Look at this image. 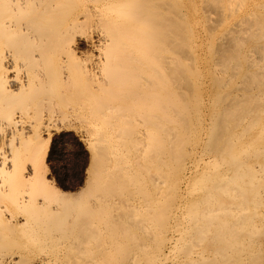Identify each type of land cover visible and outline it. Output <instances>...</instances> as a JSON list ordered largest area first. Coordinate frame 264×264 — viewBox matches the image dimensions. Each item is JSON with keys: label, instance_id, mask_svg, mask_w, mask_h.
<instances>
[{"label": "bare ground", "instance_id": "bare-ground-1", "mask_svg": "<svg viewBox=\"0 0 264 264\" xmlns=\"http://www.w3.org/2000/svg\"><path fill=\"white\" fill-rule=\"evenodd\" d=\"M0 264H264V0H0Z\"/></svg>", "mask_w": 264, "mask_h": 264}, {"label": "rangeland", "instance_id": "rangeland-1", "mask_svg": "<svg viewBox=\"0 0 264 264\" xmlns=\"http://www.w3.org/2000/svg\"><path fill=\"white\" fill-rule=\"evenodd\" d=\"M78 52L83 57L88 56L90 52L84 38L80 41ZM69 113L64 115L60 108L55 109L52 113L47 109L41 112L43 126L50 130L52 134L44 161L49 169L45 179L53 181L61 191L75 195L84 187L85 172L89 165L90 154L83 138L84 132L79 130V127L84 126V123L75 116L69 115ZM42 132L43 136L45 134L44 138H48L44 129H42ZM8 141L9 137L5 139L4 148L6 149L8 148ZM24 173L25 177L32 175L28 164H26Z\"/></svg>", "mask_w": 264, "mask_h": 264}]
</instances>
